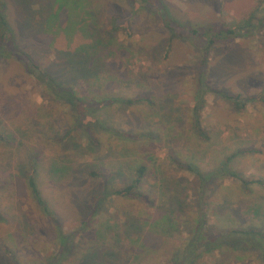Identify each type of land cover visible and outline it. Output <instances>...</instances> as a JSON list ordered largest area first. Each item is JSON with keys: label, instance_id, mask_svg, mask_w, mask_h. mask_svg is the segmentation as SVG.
<instances>
[{"label": "rangeland", "instance_id": "1", "mask_svg": "<svg viewBox=\"0 0 264 264\" xmlns=\"http://www.w3.org/2000/svg\"><path fill=\"white\" fill-rule=\"evenodd\" d=\"M91 1L89 9L97 10L95 22L108 37L107 31L115 36L111 37L116 38L113 48H122L104 59L102 79L109 73L113 78L102 80L105 86L100 95L135 99L157 94L168 104L159 111L157 99L152 109L146 103L122 109L114 103L106 111L115 126L129 135L104 132L92 125L94 138L100 142L98 153L89 152L86 148L92 146L82 144L78 156L72 149V141L52 139L64 135L72 123V111L52 100L18 61L1 60L0 134H7V128L11 129L9 136L15 137L17 133L18 137L14 143L0 142V212L7 218L9 214L16 218L15 223L0 220V264H173L174 252L182 249L193 219L200 213L197 177L171 163L175 150L180 154L175 156L185 163L193 154L191 161L204 171L214 169L220 160L223 162L236 153L233 168L248 180H263L262 185L253 182L244 189L233 177L212 180L209 196L207 191L203 196L211 203L206 215L209 233L233 227H264V212L255 215L253 209L247 211L249 206L255 208L262 203L264 206V0H161L163 9L158 8L160 3L140 7L129 0ZM51 2L44 0L43 4ZM12 6L15 16L20 17L19 6ZM251 15H256L253 33L216 36L209 49L205 47L208 38L221 29L239 27L240 34L246 32L243 24ZM166 18L175 24V30L169 29ZM28 31L26 27L25 32ZM27 34L19 42L42 66L58 73L68 70L62 60L67 48L63 35L57 36L52 44V36ZM84 41L78 36L72 48ZM205 50L210 73L204 81L222 91V95L208 93L205 97L200 119L208 139L196 133L191 121ZM225 94L238 96L242 109L236 110ZM169 111L170 116L161 118ZM82 134L79 128L74 132L75 138L80 139ZM134 134L141 135L132 137ZM112 146L120 159L112 155ZM250 148L256 151L239 154L241 149ZM64 155L76 161L73 175L72 162L59 157ZM120 160L132 165L141 160L151 168L150 172L153 167L158 169V175H146L137 190L150 196L152 203L133 196H111L98 208L95 198L102 188L108 191L121 188L133 177L134 169L130 172L126 168L122 181L116 176L110 178L117 172ZM32 164L36 166L42 198L60 219L65 234H73L66 243L68 252L62 255L53 219L41 211L23 178L28 176L26 169L30 171ZM91 168L104 173L94 179L87 173ZM23 169L25 172L21 174L19 171ZM162 184L165 196L154 193ZM170 198H175V203ZM224 205L226 208H221ZM173 209L179 224L170 234L160 235L157 229L154 228L155 232L150 229L151 225L136 233L139 240L133 237L134 230L130 234L125 232L129 224L124 226L125 211L143 212L141 220L146 218L154 225ZM18 216L25 222L19 221ZM109 224L113 227L105 229ZM102 230L106 233L99 241ZM121 232V240H117L116 233ZM92 246L96 248L87 251ZM84 253L87 257H82ZM98 253L97 261L88 257H96ZM227 256L230 264H264L253 251L231 249L206 254L196 264H217L218 259Z\"/></svg>", "mask_w": 264, "mask_h": 264}, {"label": "trees", "instance_id": "2", "mask_svg": "<svg viewBox=\"0 0 264 264\" xmlns=\"http://www.w3.org/2000/svg\"><path fill=\"white\" fill-rule=\"evenodd\" d=\"M9 1L10 3H12L11 0H0V61L3 59H15L16 61H18L24 71L27 74L31 75L40 84V86L44 88V90L48 93L52 100L66 106L73 113L72 123L67 126L64 135L59 139L54 137L52 138L53 140H69V142L72 141V149H74L78 156L81 155L78 154V152L81 151L82 144L91 145L92 148H86V150L91 153L93 150L94 153L97 154V147L100 145V142H98L97 138H94V130L96 128L102 129L104 132H119L122 134L121 136L129 135V133H125L120 130V128L115 126L112 117L106 111V108L111 107L114 103L119 104L117 105V107L120 109L128 106L131 107V105L133 104L143 105L144 103H146L147 107L152 109V106L155 104V100L157 99L159 100L157 106L161 108L159 110L161 111L168 104V102L166 103L164 99H159L157 94L146 97L140 96L135 99L129 97L115 98L113 96L109 97L100 95V90L105 86L103 81H106L108 79L107 77L113 78L109 73V75L106 74L107 76L102 79V75L104 74H101V72L104 71L106 65L104 59L109 55H114L122 48H113L116 38L111 37L115 36L107 31L109 35L108 37L105 34L106 31L102 32L103 27L99 26L97 22H95L96 15H94V13H96L97 10L89 9V4L93 5V1L87 0L85 2V0H83L82 2H78L79 0H60L57 3L58 0H53V2L49 3L48 5H44V0H15V3L19 6V11L21 12L20 17H16L14 12L12 11V4L15 6L16 4H10ZM157 1L159 0H155V3H153L154 0H129V2L135 5H139L140 7L145 5L154 6L156 3L159 4L161 2V0L159 2ZM158 8L163 9V4L160 3L158 5ZM254 18H256V15H251V17L245 19L246 21L243 24V28L246 29V32H242L240 34L241 31H238L239 27L238 29L237 27L227 28L225 30L221 29L219 32L214 33L213 38H208L205 47L209 49V47L216 41V36L220 38H226L230 35L240 37L247 36L250 33H253ZM259 22L263 23V21ZM166 25L169 27V29L175 30V24L168 22V18H166ZM21 26H23L24 29ZM26 27L29 28L28 32H25ZM29 32L33 33V35L41 34L39 36H52V44L55 42L57 36H59L60 34L63 35V37L67 40V48L63 51L62 60H65L68 70L60 73L53 70L52 72L50 69L42 66L33 55L24 50L22 44L19 41L25 38V36H29V34H27ZM193 32L195 33V30H193ZM78 36L82 37L86 41L80 42L74 48H72V44L75 42ZM207 53V50H205V55L202 60V64L200 65V75L197 79L198 84L197 88L195 89V102L193 105L191 118L192 125L196 133L199 134V136H204V138L206 139H208L209 136L205 134L200 119L201 111L206 103L205 97L208 93L222 95V91L215 90L209 87V85L207 86V83H205L204 81L205 75L208 72L210 73L207 66ZM129 79L133 80L132 77H130ZM138 85H140V82H138ZM84 90L86 92H83ZM224 97L233 102L236 110L242 109L241 107L243 106V104H240L238 96L225 94ZM103 109H105V111H103ZM170 112L171 111H169L167 115L164 113L161 118L170 116ZM152 113L155 114L157 112ZM97 114L105 115L103 117H99L97 116ZM92 125L95 126V129L92 128ZM77 128L83 130V134L82 136L80 135V139L75 138L74 136V132ZM6 130L8 131L7 134H0V142H5L6 144L16 142L18 137L17 133H15V137H12L13 134L9 136V130L11 129L6 128ZM140 135L141 134H134L132 135V137H139ZM83 140L88 141H86L85 143V141ZM22 146L23 144L20 145V147ZM109 151H111L110 147ZM114 151H116V149L113 147L112 155L116 154V157L119 158L117 153H115ZM195 151L196 150L194 148L192 152ZM255 151L256 150H254L253 148L241 149L239 154L254 153ZM122 152L123 154H125L124 151ZM172 155L174 154H171L169 156ZM175 155L177 156L180 154L175 150ZM175 155L171 158V163L176 164L178 168L182 170L185 169L187 171H190L197 177L196 180L198 181L197 189L199 190L200 213L193 219L192 229L189 232V235L187 236L182 249L180 251L178 250L177 252H174L173 264H196L200 260H202L206 254H210L214 251L225 253L229 249L247 252L253 251L255 252L256 256L262 259L264 263V227H233L228 230H223L219 233H209V225L206 215L208 209L211 206V203L205 201L203 198L206 191L208 195L209 183L212 180H218L225 176L237 179L241 183L243 189L248 188V185L253 182L262 185L263 180H248L242 175L241 172H238L236 169H234V158L238 155L236 153L228 156L223 162L222 160H220V165H216L214 169L207 171L202 170L197 165V163L191 161V157H193V154L192 156H190V158L187 159L188 161H186V163L183 162L179 157L178 159ZM59 157H63L69 162H72L71 166L74 168L72 171L73 175L75 173L76 167L74 166L76 164V161H74L72 158H68L67 155ZM151 157H153V155H151ZM98 158L99 156L96 157V159ZM117 162L119 163L118 170L115 174H111L110 178L116 176L118 180L122 181L124 177V170L126 168H129L128 170L130 172L134 169L131 172L133 174V177L129 180L130 183L128 182L127 185L121 188L117 187L112 189L111 191H108L105 187L102 188L95 198L98 208L103 207L106 198L111 196H120L123 198L133 196L142 201L147 200L148 203H152V198L150 196H146L143 193L138 192L137 190L141 187L142 183L145 182L144 178L146 177V175H152L153 173V176H157L158 169L156 168L155 170V168L153 167L152 172H150L151 168L145 163H142L141 160L136 161L134 165H132L130 162L123 163V161L121 160ZM20 167L24 166L20 165ZM30 168V171L25 168L28 176L23 177L26 187L30 191L33 199L35 200L41 211L49 219H53V223L55 224L57 233V242L60 245L62 255V253L68 252L69 246L67 248V242L70 241L73 234L72 236L65 234L60 219L55 214V212L50 209L47 201L42 198L41 191L39 189V186L37 185L35 175L37 174V170L35 164H32ZM25 169L19 172L22 174V172H25ZM100 170L101 169L91 168L87 172L88 176H91L94 179L101 177L102 173L104 172H100ZM163 189L164 184L160 186L159 190H155L154 193L165 196V191ZM170 201L172 203H175V198H170ZM262 204L255 208L254 206H249L247 211L253 209L255 215H263L264 206ZM179 206H182V204ZM221 208L226 207L224 205ZM219 211L221 212L222 209H219ZM173 212L176 213L174 209L171 211H167L159 219H157L153 225L149 223L146 218L145 220H141L143 212L135 213L134 211L130 210L125 211L124 214L126 215V220L124 222V226L129 223L128 227L126 226L125 228V232L130 234L131 230H134L132 232L135 233L133 235L134 237L137 236L136 233H141L145 225H151L150 229L154 232V228L157 229L156 232L160 235L170 234V230L177 228L179 224V221H177V218ZM0 220L12 221V223H15L16 218L12 214H9V218H7L5 214L0 212ZM18 220L22 221V217L18 216ZM22 222L25 221L23 220ZM111 227L113 226H110L109 224L107 227H105V229H109ZM25 228H27V225H25ZM105 233L106 230H102V232L99 233V241L102 237H104ZM13 235V233L10 234L11 237H13ZM121 235L122 232L116 233V239L121 240ZM137 239L139 240L141 238L137 236ZM143 244L144 246L146 245L145 243ZM93 248L96 247H89L87 251L93 250ZM69 251L71 252L72 249ZM86 253H84L82 257H87ZM239 255L243 257L246 254ZM88 257L92 260L97 261V259L100 257V253H98L96 257L94 256L91 258V256L89 255ZM230 260V256H227V258L225 259L220 258L217 260V264H230Z\"/></svg>", "mask_w": 264, "mask_h": 264}]
</instances>
